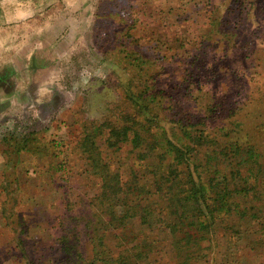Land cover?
<instances>
[{"label":"rangeland","instance_id":"1","mask_svg":"<svg viewBox=\"0 0 264 264\" xmlns=\"http://www.w3.org/2000/svg\"><path fill=\"white\" fill-rule=\"evenodd\" d=\"M229 1L183 0V10L189 12L188 6L194 3L206 4L198 12L197 25L192 16L181 22L175 14L160 18L166 0L146 1V5L144 0H0V68L13 70L19 89V112L1 115L8 118L0 127V264H122L128 258L133 261L139 250L147 256L140 264H264V186L235 194L230 213L221 210L213 219H205L202 227L206 230L197 219V230L206 233V240L197 246L183 243L180 230L172 231L175 219L169 217L158 195H152L150 201L131 195L135 202L130 208H118L121 215L117 217L128 215L134 222L124 231L116 227L119 234L117 230L105 233L114 251L124 248L120 256L112 251L116 258L109 263H92L91 243L96 242L97 234L93 226L87 229L88 221L95 222L101 214L91 200L100 192L101 181L91 172V154L81 145L86 133H93L102 156L122 180L133 183L134 172L142 175L144 194L152 181L146 164L136 159L127 141L119 147L107 146L111 126L137 122L142 124L143 135L155 137L165 132L176 142H189L193 154H187V159L198 165L205 161V150L196 146L195 139L210 144L217 134L226 133L222 128L230 129L225 142L250 139L264 147V87H247L245 79L240 82L233 77L237 66L242 71L247 68L241 63L247 57V71L256 78L260 75L257 80L264 82V66L254 65L264 51L256 53L255 41L249 42L246 32L238 41L247 46L232 48L230 58H224L222 40L218 45L204 42L201 51L180 50L183 54L163 45L165 61H156L154 49L136 44L138 37H143L142 42L145 36H156L169 45L178 42L174 39L179 33L187 44L194 37L201 39L210 28L207 9ZM240 2L234 4L238 8L229 29L239 17ZM147 8L150 14L143 12ZM154 11L157 13L152 14ZM119 13L126 14V21ZM262 27L264 38V21ZM134 51L153 54V62L136 68L125 57ZM229 60L231 71L225 65ZM219 93L224 101L221 108L215 106ZM235 107L238 110L232 114ZM228 113L234 121L232 128ZM33 132L41 145L51 148L35 157L25 154L28 167L19 169V164L13 166L19 153L12 146ZM262 145L258 144L261 151ZM29 167L39 180L23 186L19 197V180L14 181L19 175L25 177ZM235 181L241 184L238 177ZM3 185L11 189L10 194L2 192ZM28 193L33 198L28 199ZM214 198V194L208 195L212 207ZM151 202H158V209L147 218L150 224L142 225L140 211ZM138 203L140 207H136ZM127 210L130 214H122ZM117 217L107 213L102 219ZM64 237L70 248L67 255ZM152 239L151 248L136 247V243ZM188 245L191 250L186 249Z\"/></svg>","mask_w":264,"mask_h":264},{"label":"trees","instance_id":"2","mask_svg":"<svg viewBox=\"0 0 264 264\" xmlns=\"http://www.w3.org/2000/svg\"><path fill=\"white\" fill-rule=\"evenodd\" d=\"M146 1L150 2L152 0H144L145 5ZM166 1V5L160 10V18L166 15L175 14L177 21L181 22L183 19H191L190 16H192V23H196L197 25L200 20V14L198 12H202L201 9L206 6V4L202 6L200 2L194 3L193 5L188 6L192 10V12H189L183 10L185 7L184 2H182L183 0H177L176 3H168L170 0ZM238 1H241V5H237L241 8V11L238 19L234 20L232 29H229V25L232 24L231 18L238 8L234 6V4L238 3ZM244 1H249L248 5L247 3L245 4ZM208 2H212V0H208ZM262 3L263 0H230L223 5L222 2L219 3V5H212L210 9H207L210 15L204 12V15L210 16V28L206 29V32H202L201 39L194 37L188 44L180 33L177 35V39H174L175 41L178 40V42L170 43L169 45L167 41L163 39L159 40L156 36H145L146 39L142 42L141 40L143 37H138L136 44L141 45L143 49H154L156 53H158L157 58H159L155 60L165 61L167 59L166 55L161 51V48H164L163 45H167V49H173L175 52L182 53L180 50L183 49H187L189 52L195 49L201 51L202 47L200 46H202L204 42H214L218 45L220 40H222L224 58H230L229 54L232 48L235 49L236 46L244 48L247 46V43L242 45L239 44L238 41V38L243 35L242 33L246 32L248 41L251 43L255 41L254 48L256 49V53H258L259 51H264V38L261 37L263 32L262 24L264 21L261 14ZM244 4L247 6L246 8L243 7ZM138 12L143 15L142 11ZM143 12H148V8L144 9ZM155 13H157V11H154L152 14ZM148 14L150 13L148 12ZM119 16L124 19L123 22L126 21L124 18L126 17V14L119 13ZM135 20H137V18H135ZM247 23H249V25ZM170 25L171 24H169V26ZM203 28L207 27L204 26ZM117 31L119 33V29ZM123 31L124 28L121 32ZM252 35L255 36V39L250 37ZM140 42L145 44H141ZM208 52L212 53V50ZM126 56L127 58H130V61L134 63L136 68L150 66L153 62V54L146 56L139 51H134V53H127L125 57ZM262 57L263 58L257 61L254 65L264 66V53ZM261 60H263V62H261ZM241 63L247 65V68L242 71L237 66L234 68L233 77L240 82H243L245 79L246 83H248L246 85L247 87L254 86L255 89L256 86H258V89L263 88L264 82H259L260 80H257L260 75H256V78L252 72L247 71L248 65H250L248 58L242 57ZM225 65L226 69L231 71L232 63L230 60ZM263 76L264 74L262 77ZM220 94L222 93H219L215 103V106L218 108L224 106V101L220 98ZM237 110L238 108L235 107L231 109L230 112L235 114ZM232 114L228 113L227 116V118H230V128H232L234 124L231 116ZM141 129L142 124L137 122L134 125L126 124L122 126H111L110 135L106 138V143L109 148L119 147L120 142L127 141L131 144L133 150L136 152V159L143 161L146 164L148 169L147 172L152 179L150 182L152 188L150 187L146 191V194H144L146 183L140 180L142 175L134 172L133 183L122 180L121 175L112 170L110 164L107 163L102 156L93 133H86L85 137L82 139V148L91 154V157L88 155V160L91 163V165H89L91 167V172L96 174L101 181L100 192L95 198L91 199L95 201V205L99 206L101 214L100 217H98L99 219H96L95 222L88 221L87 223V229L93 226L97 234L96 242L94 239L91 243L94 252L92 263H96L97 261L101 263H109L116 258L114 257L113 252H116L118 256L124 253V248L119 251H114L111 248L106 234H109L111 230L115 231L117 228L119 229V227H121L123 231L126 230L129 225L130 228L132 227L134 219H130L128 215H126L125 218L117 217L121 215L118 208H130L131 204L135 202V198H131V195L146 199L147 201L154 198L152 195L160 196L165 203V208L169 211V217L175 219L172 221V231L180 230V233L183 234V237L181 238L183 243L196 244L195 246H197L199 242L206 240V233L197 230L199 229L197 219L200 220L201 228L206 230L207 228L202 227L206 222L205 219H213L215 212L221 210L230 213L229 211L232 209V200L234 199L235 194L255 191L264 186V147L261 143H258V141L231 138L225 142V139L229 135L227 132H229L230 129L222 128L227 130L226 133L217 134V137H213L215 139H213L210 144L200 143L199 140L195 139L194 143L196 146H202L205 150L203 153L205 161L198 165L193 159H187V154L188 156L193 154V149L189 142H176L168 137L165 132L155 137L146 136L142 134ZM185 133L190 137L188 130L185 129ZM203 133L204 132L202 131L201 134ZM38 142L39 144H37ZM56 143L58 144V142H55V148ZM258 144L262 145V151L261 148L258 147ZM12 148L15 150L13 151L14 153H19L18 161L13 162V166L19 164L20 169L21 167L27 166L24 161L26 157L25 154L35 157L37 154L48 152L46 150L51 147L48 145H41L39 137L33 132L24 138L19 139V143L12 146ZM197 148L198 147L195 149L200 154L201 151ZM218 148H220V150H218ZM227 152L230 154L229 157L227 156ZM220 154L225 155L226 157L223 158L222 156H219ZM58 165H60V163H58ZM30 172L31 169L29 167L25 177L19 175L14 181L17 182L19 180V197L22 194L23 186H32L39 180L37 175H32ZM89 172L90 171H88V173ZM235 177L240 179L241 184L235 181ZM252 178L253 181L250 182V179ZM2 188V192H7V194L11 193V189L9 188L8 190L7 185H3ZM211 193L215 195V206L213 207L207 202L208 195ZM120 194H123L124 196L122 197ZM26 197L28 199L33 198L29 193ZM228 200L231 201L228 202ZM19 201H22V198H19ZM136 207H140V204L138 203ZM157 209L158 202L154 204L152 202L148 203L144 209L140 211L141 224H150V219L147 218L153 215ZM3 210L5 211V209ZM245 210L246 209H244L243 212H245ZM107 213H110L113 218L117 217V219H102ZM126 213L130 214L128 210L122 214ZM247 213L249 214V212ZM116 232L119 234L118 230ZM152 241L153 239L151 241L144 240L143 243H136V247L143 249V247L148 246L151 248L150 244ZM133 242L134 238L130 243ZM175 242L177 244V241ZM62 244L67 255L70 248L68 247V244L66 245V237L63 238ZM186 249L191 250L189 245ZM189 254L193 255L195 253ZM146 257L145 253L139 250V252L134 255L133 261H129L128 258L127 261H123L122 264H140V262Z\"/></svg>","mask_w":264,"mask_h":264},{"label":"flooded vegetation","instance_id":"3","mask_svg":"<svg viewBox=\"0 0 264 264\" xmlns=\"http://www.w3.org/2000/svg\"><path fill=\"white\" fill-rule=\"evenodd\" d=\"M3 112H19V89L16 74L7 67L0 68V127L2 123H6V118H8V116H1Z\"/></svg>","mask_w":264,"mask_h":264},{"label":"crops","instance_id":"4","mask_svg":"<svg viewBox=\"0 0 264 264\" xmlns=\"http://www.w3.org/2000/svg\"><path fill=\"white\" fill-rule=\"evenodd\" d=\"M263 3H264V0H263ZM262 7H263V5H262Z\"/></svg>","mask_w":264,"mask_h":264}]
</instances>
